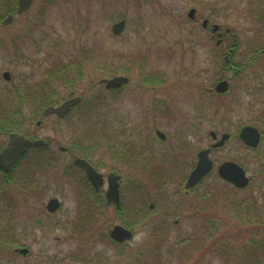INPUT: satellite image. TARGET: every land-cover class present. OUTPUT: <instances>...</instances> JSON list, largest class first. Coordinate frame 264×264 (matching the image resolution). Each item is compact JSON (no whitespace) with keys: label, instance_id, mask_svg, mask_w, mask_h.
Wrapping results in <instances>:
<instances>
[{"label":"rangeland","instance_id":"1","mask_svg":"<svg viewBox=\"0 0 264 264\" xmlns=\"http://www.w3.org/2000/svg\"><path fill=\"white\" fill-rule=\"evenodd\" d=\"M257 2L253 7L261 16L264 0ZM15 7L17 0H13ZM191 7L197 8L201 21L209 16L224 27L239 29L243 49L259 34L249 30L248 0H34L28 11L11 12L13 22H0L1 109L5 107L2 99L12 91L29 88L56 63L78 61L82 50L91 55L84 60L82 76L72 85L61 84L55 104L73 95L108 97L105 106L88 111L83 104L66 118L45 115L44 108L28 100L22 103L23 133L44 138L49 146L25 156L13 174L16 180H25L30 164V180L38 185L35 195L30 194V204L25 195L16 203L15 196L6 214L10 196L3 200L0 211L3 219H14L16 232L7 240L25 245L29 252L2 249L0 264H252L249 253L255 250L261 259L264 250L254 241L264 243V166L258 160L259 154L264 157V109L251 107L236 88L229 96L217 95L215 84L225 75L220 67L223 58L201 21L192 22L188 17ZM121 19L126 20V27L114 34L113 24ZM5 71L10 72V79L4 77ZM119 74L130 77L120 91L100 83L101 78ZM72 75L77 77L76 72ZM231 81L236 86L235 78ZM143 108L148 109L145 117ZM85 118L92 123L83 121ZM248 123L262 130L258 153L233 136L224 147L212 150L214 169L196 186L194 196L175 195L196 164L198 151L214 142L210 131L220 138L223 132L238 133ZM156 129L167 133L165 140L157 136ZM105 130L121 140L129 134L132 140L152 147L163 160L162 168L144 172L120 165L124 211L94 203L99 214L92 216L89 208L88 216L83 207H90L93 199L88 195V203L83 204L86 182L78 174H65L70 157L60 147L77 144L91 149L99 141L103 146L101 171L107 174L118 163L105 138H98L108 136L102 134ZM7 141L9 134L0 132V148ZM227 159L242 164L251 178L249 186L237 190L219 177L217 167ZM0 177L3 182L1 172ZM163 181H167L166 193L159 191ZM11 186L14 190V184ZM103 189H107L106 181ZM211 189V200L199 199ZM225 189L245 197L254 208L246 212L240 207L236 212L226 202ZM52 197L59 198L61 206L49 212L46 204ZM149 202L158 208L147 211ZM169 207L174 210L167 215ZM115 224L133 229L134 239L119 245L107 234L96 238ZM75 231L82 234L80 241L72 237Z\"/></svg>","mask_w":264,"mask_h":264},{"label":"flooded vegetation","instance_id":"2","mask_svg":"<svg viewBox=\"0 0 264 264\" xmlns=\"http://www.w3.org/2000/svg\"><path fill=\"white\" fill-rule=\"evenodd\" d=\"M255 1L256 0H248V9H247L246 15H247V18L251 22L249 25V30L250 31H256V33L258 31L259 34H257L255 38L253 37L250 39V42L247 45L248 47L245 46V49H243L244 46L241 43V41L239 40V37L237 34V30H239V29H237L236 27H233L232 25H227L224 27L221 24V22H218L216 20H212V18L209 16H204L202 18V21H201L200 18L197 16V8L196 7L190 8V10L195 9L194 16L190 17L189 12H188V16L192 20V22H198L199 23V21H201L200 24H201L202 28L209 32L210 36L213 39H215L216 45L219 47L218 48L219 49V57L223 58V63L220 62V60L218 62L222 63V65L220 67L225 72V75H222L220 77V79L217 81V83L215 84V92L217 93V95L229 96L233 92V89L236 88L237 94L245 95V98H247V100L251 103V107H254L255 109L259 110V109H264V14H262L260 16L258 14V12L256 11L257 8L253 7L255 4H256V6H258V2L255 3ZM205 21H207L206 24H205ZM259 24H260V27H259ZM215 25H218V27H217V30L214 31ZM230 36H232V37H230ZM5 72H9V71H5ZM228 72H231V75L229 77L226 75ZM10 76H11V74H10ZM232 78H235L236 86H234V84L232 83V81H231ZM6 79H10V77L6 78ZM223 80H226V82L228 83V89L225 92H218L216 90V86L220 81H223ZM122 87H123V85L118 86V87H112L109 89L114 91V90H120ZM70 97H72V96H70ZM67 98H69V97H67ZM241 101L242 100H240L238 102V104H240ZM248 101L245 104L249 105ZM76 106L77 105L72 107L66 113V115L64 117H61V118H66L67 115H70L73 112V110L76 108ZM150 111L153 112L152 115L156 116V111H153V109H151ZM147 113H148V109L143 108V116L144 117L147 116ZM246 126L256 127L260 132V141L257 144V146H255V147L246 144L241 137L242 129ZM106 131L108 133V136L106 135V136H101L98 138H101V139L105 138L104 142H106V146L108 148V151L110 152L111 156L113 157L112 159L118 163L117 165L110 166L109 171L106 172L107 174H105L101 171V167H103V162L100 159L101 156L99 155V152H101L100 149H103V146L100 144L99 141H96V144L94 146H91V149L90 148L83 149L82 145H77V144H76V147H74V146L70 147V146H64V145L60 147V150L63 151L64 153L69 154V157H70L69 158L70 159L69 164L66 165L64 168L65 174H78L80 176V179L82 178L81 180H84L86 182V188L87 189L85 191V196H81V197L84 198L83 204L88 203V199H87L88 195L91 196V198L93 199V203L90 204V207H91L90 210L93 211L92 214L94 213L93 216L99 214L98 206L99 207H105L106 205H108V206L115 205L118 213H120L121 211H124L123 210L124 206L122 205V201L125 199V197H123L124 190H122V185H121L124 181V178L121 174L122 171H120V168H119L120 165H123L125 168H132V169L141 170L144 172H146V171H154L155 172V171H159L162 168L160 166L162 165L161 161H163V160L159 159L158 156H156V154L153 152L154 149L152 147H150L146 144L140 143L136 140H132L131 135H129V134L123 135V138L121 140V137L118 134H116V133L111 134L110 130H106ZM158 131L163 132L165 134V137L160 136V134H158ZM10 133H9V136H10ZM210 133L214 138V142L211 143L210 146L202 148V149L211 148L210 154H211L212 150L224 147L225 144L233 136L237 137L242 142V144L245 145V147L250 148V149H254L256 151V153L259 152L258 148H259L261 140H262V130L260 128H258L257 125L248 123V124L242 126L240 128V130L238 131V133H235V134L230 133V136L228 138H226L225 142L221 146H218V147H214V144H216L217 142H219L222 139L224 132L220 138L216 135V133L212 134V131H210ZM156 134L162 140H165L167 137V133H165L164 131H162L160 129H156ZM29 137H31V136H29ZM31 138H34V137H31ZM7 143H8V141L0 148V151L3 149V147H5L7 145ZM47 146H49L48 140H47L46 145L35 147V148H45ZM62 147L64 149H62ZM31 148H33V147H31ZM31 148L27 149V151L19 157V159L15 162V164L13 165L11 170L8 171L0 165V172L2 175L5 176L4 181L3 182L0 181V211H2L3 200L6 202V199L9 198L10 196H12L11 198H9L10 202L7 203V206H6L7 209H5L6 214H8V211H10L9 207L10 206L13 207L15 196H16V198H15L16 203H18L19 197L22 199L23 196L25 195L27 197L28 203L30 204V194L35 195V192H34L35 189L31 185L33 180H30V164L27 165L28 167H26L27 168L26 169L27 175H26L25 180L22 179V181H19L18 179L16 180L13 176V174L16 173L19 164L21 163V161H23L24 157L27 155L28 156L31 155L32 152H36L35 150H32ZM77 149L79 152L76 151ZM202 149H200L197 153L196 164L198 162V154ZM258 156H259L258 157L259 162L264 166L263 155L259 154ZM77 157L85 158L86 160H88L91 163V165H93L99 172H101L104 175V183L100 186L99 190L96 189L95 185L89 179L86 169L84 167L78 165L75 162V159ZM227 160L235 161L233 159H227ZM227 160H224L221 163H223ZM28 162L30 163V158H29ZM235 162H237V161H235ZM196 164L191 169V171L195 168ZM220 164L217 167V171H218ZM238 164H240V163H238ZM240 165L242 166V164H240ZM214 166H215V164H214ZM191 171L189 172V175H190ZM110 173H117L120 175L119 182H120V198H121V200H120L119 204L109 203L107 201V198H106V192L109 188L108 176ZM262 173H264V169L262 170ZM189 175L187 176V178L183 182L182 189L177 190L175 192V195L181 193V194H185V195L189 194V195L194 196L196 186H198L202 182V180L205 178L204 177L194 187L187 188L186 182H187ZM249 179H250V181H249L247 186H249V184L251 182L250 177H249ZM0 180H1V177H0ZM105 181L107 182V189L106 190L103 189ZM224 181H226V180H224ZM19 182H22V184H20ZM226 182H229V181H226ZM78 183H82V181H80ZM229 183H232V182H229ZM11 184H14V186H15L14 190H12ZM35 185H36V183H35ZM233 186L235 188H237V190L238 189L242 190V189L247 187V186L239 187V186H236L235 184H233ZM159 191L161 193L167 192V181H163L160 183ZM19 195H21V196H19ZM52 198H54V197H52ZM244 198L245 197H241V198L239 197L238 198V201L241 205H243V203L246 202L244 200ZM94 203H97L98 206ZM146 205L147 204H145V207H146ZM147 208H148L147 211H155L156 208H158V205L155 202H149ZM46 209L48 210L47 204H46ZM83 209H84L86 215L89 216V212H88L89 208L83 207ZM173 210H174L173 207H169L166 210V214L169 215ZM49 212H54V211H49ZM134 212L137 213V210H134ZM143 218H144V215H143ZM28 221L30 223V219ZM138 221H140V220H138ZM29 227H30V224H29ZM112 229L103 235L98 233V236L96 238H102L103 239L104 235L107 234L109 240L113 244H119V245H125L128 243V241L134 239L135 232L132 229L133 230V237L132 238L126 239L124 241L115 240L111 236ZM14 232H16V230L14 229V219L13 218L3 219V214L0 215V235L5 233L8 237H11V236H14ZM71 233H74L72 236L74 239H76L78 241H80L82 239V234H80L79 232L75 231V232H71ZM154 233L156 234V231H154ZM24 246L25 245H21V244L17 243V241H15V242L6 241L5 246H3L1 244V238H0V251L2 249H8L14 253L27 254L29 252V249L24 247ZM25 248L28 251L26 253H22V250H24ZM153 251H157V248L154 249ZM143 264H146V262H143Z\"/></svg>","mask_w":264,"mask_h":264},{"label":"water","instance_id":"3","mask_svg":"<svg viewBox=\"0 0 264 264\" xmlns=\"http://www.w3.org/2000/svg\"><path fill=\"white\" fill-rule=\"evenodd\" d=\"M34 0H18V8L17 13L21 14L27 9L31 7ZM195 13V9H191L189 11V16L193 17ZM15 15L13 13L9 14L4 20V23H10L14 20ZM207 21H205V24ZM126 27V20L121 19L118 22L113 24L112 30L114 34H120L124 31ZM218 25H215L214 31L217 30ZM4 76L6 78L10 77L9 72H5ZM105 84L107 88L117 87L124 84H127L130 81V77L127 75L119 74L114 75L112 77L102 78L100 80ZM228 89V83L226 80L220 81L216 90L218 92H225ZM82 97L80 95L69 97L65 99L59 105H49L44 109V114H57L60 117H64L66 113L75 105L80 103ZM41 121L38 122L40 124ZM215 132L212 131V134ZM160 136L165 137V134L161 131H158ZM230 134L224 133L222 139L214 144V147L221 146L226 138H228ZM241 137L244 142L250 146H257L260 141V132L256 127L246 126L242 129ZM47 144V140L44 138H31L26 136L21 132H11L9 136V141L5 147L0 151V165L4 167L6 170H11L15 162L19 159V157L24 154L27 149L31 147H39ZM62 149H64L62 147ZM211 148L202 149L198 154V162L195 168L191 171L186 186L187 188L194 187L198 184L206 175H208L214 168V161L210 156ZM75 162L84 167L87 171V175L91 182L95 185L96 189L99 190L100 186L104 183V175L99 172L91 163L82 157H77ZM219 175L236 186L245 187L248 185L250 179L246 175V170L243 166L238 164L235 161L227 160L220 164L218 168ZM109 180V188L106 192V198L109 203H120V175L117 173H110L108 176ZM61 205V202L58 198H51L47 203V208L49 211L57 210ZM111 236L118 241H124L126 239H130L133 237V230L122 225L115 224L112 231ZM28 250L25 248L22 250V253H26Z\"/></svg>","mask_w":264,"mask_h":264},{"label":"trees","instance_id":"4","mask_svg":"<svg viewBox=\"0 0 264 264\" xmlns=\"http://www.w3.org/2000/svg\"><path fill=\"white\" fill-rule=\"evenodd\" d=\"M16 8L17 7L13 8V0H0V22H2V20L7 16L8 13H11L14 9L16 10ZM80 57L81 58H79L78 61L74 60L72 61V63L54 64L50 69H47L43 73L42 79L34 82L32 85L30 84L29 88L21 87L20 89L16 91L15 90L12 91L9 94V97L3 98L2 103L5 105V107H3L2 109L0 108V132L1 133L6 132L8 134L10 132H22L23 133L24 122L21 121V118L23 116L21 109H22V103L26 100H28L31 105H40L39 106L40 109L42 108L45 109L49 105H55V98L61 96V90H60L61 84H66V86L72 85L75 80L79 79L82 76L81 68H82V65L84 64V60L89 59L91 55L88 53L87 50H82L80 52ZM73 72L77 73L76 78L73 77L72 75ZM120 90H117V91H120ZM107 102H108V97L103 94H98L93 99H88L85 95H83L81 102L76 106V108H79L83 104H85L88 108V111H90V110H93L95 107L105 106ZM83 121L88 122V124L92 123L91 121L86 120V118ZM72 124L70 123V125ZM106 133H107L106 130L102 132L103 135H105ZM25 134L33 137L32 132L30 133L25 132ZM31 149L37 151L40 148L33 147ZM34 169H32V171H34L33 175L36 176L37 171ZM31 185L34 188L38 186L37 182L34 180L31 183ZM213 193H214L213 189L206 190V193L202 194L199 199L206 200V201L211 200L212 197L214 196ZM225 194H226L225 195L226 202L229 205H231V207L235 211L237 209H240V207H243L244 210L245 209L247 210L246 212H249L250 208L253 207L252 203L250 202H244L243 205H241L238 201V198L235 195H233V192L231 191V189H225ZM88 208H91V207H88ZM92 212L93 211L91 210V213ZM83 222L84 220L81 221V224ZM0 238H1V244L5 246L6 241H8L7 240L8 236L5 233H3L0 235ZM254 244L255 246L258 247V249L260 248L264 250L263 242L254 241ZM244 247L245 245L243 246V248ZM256 251L257 250H255L253 253L251 252L249 253V257H251L252 264H264V253L260 257L261 259H259L257 255L255 254ZM262 258H263V261H262Z\"/></svg>","mask_w":264,"mask_h":264}]
</instances>
